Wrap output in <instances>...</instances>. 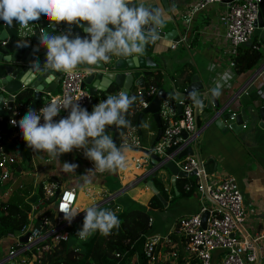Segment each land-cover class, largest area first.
I'll return each instance as SVG.
<instances>
[{
	"label": "crops",
	"instance_id": "crops-1",
	"mask_svg": "<svg viewBox=\"0 0 264 264\" xmlns=\"http://www.w3.org/2000/svg\"><path fill=\"white\" fill-rule=\"evenodd\" d=\"M154 1L157 7H161L159 0ZM196 3L197 0H170L171 12L168 14L170 19L164 30L174 29V25L177 24L179 34L172 41L159 39L156 44L150 47L149 53L153 54L154 60L159 64L154 73L161 72L160 88H163L168 94V99L163 104L168 105V109L171 110V114L175 118H179L176 104L184 99L191 101L186 88L191 84L193 75L198 74L200 81L209 90L214 87L215 80L227 72L230 79L218 99L222 102L234 99L231 105L232 111L238 114L245 108L247 115L253 119L251 125L245 123L243 129L237 133L232 131L222 133L216 127L204 130L202 116L198 115L196 120V133L199 134L196 138L197 145L192 144L196 153L190 156L197 159L200 164V169L204 174L200 181L203 184L214 181L216 178L219 180L233 178L242 195L245 208L256 210L257 213L248 215L244 223L234 233L236 238L241 239L243 236L264 232V128L257 126L260 121L258 109L262 107L263 102L258 90L264 93V51L254 67L236 73L234 69L235 57L244 47L251 48V44L241 46L238 49V54L235 57H230L224 51L226 46L222 20L224 6L220 3H213L198 10ZM232 58H234V66L230 65ZM213 65L215 67L210 71L209 67ZM59 88L60 84L58 83L55 92ZM138 90L135 87V94L138 95L135 102L137 106L133 104L132 109L128 111L132 117L134 116V124L125 130L118 141V146L126 142L132 149L126 154L124 170L114 173L95 172L92 174V183L83 187L81 175L86 174L90 169L94 170V163L85 157L83 149L81 152L74 149L76 152L73 150L71 153L63 154L59 159H52L47 153H36L29 148L22 133L15 137L10 133L7 141L10 143L11 150L15 147H18L19 150L16 151L17 157L16 154L10 153L15 156L16 163L14 165L7 163L10 170L9 179L0 181V203L7 201L19 202L18 204L31 203L29 200L32 196H36L34 201L36 202L39 199L37 195L39 184L44 186L43 190H52L57 186L61 190L60 188L65 185V187L75 188L76 192L79 189V192H85L88 196V199L82 201L77 192L75 208L81 213L72 223L85 216L82 214L88 207L96 206L102 202L115 205L116 211L141 210L149 216V229L143 234V246L145 240L156 242L157 259L154 263L148 261L149 264H178V259L183 258V240L181 241L176 233L175 225L180 217L195 214L202 205L208 204L209 200L205 196L199 195L196 189L190 194L185 193L190 188V178L192 181L199 182L196 176L176 178L174 185L171 182V174L166 171H163L162 175L159 173L155 175L158 178L157 185L153 181V176L152 182L165 204L143 182L144 179L148 181L151 175L149 174L150 167L144 165L148 159L140 150L153 148L152 143L157 128L150 115L144 117L143 123L140 125V132L135 127L137 114L134 112L140 111L139 104L145 100L143 99L145 97L139 95ZM28 92L32 95V91ZM175 93H179L181 99L172 98ZM199 93L205 94L204 91ZM101 97H103L101 94L96 96L88 108L90 112L93 111L94 106L101 102ZM14 109L15 102L12 111ZM193 109L195 117V106ZM9 129L5 131L6 136ZM119 131L120 128L118 133ZM107 133L116 142L118 133L115 137L112 130ZM136 158L140 160V168L136 167L133 161ZM65 162L78 165L76 172L65 173L63 171ZM179 163L176 161L177 165ZM51 178L54 179L51 180ZM58 193L54 200L57 199ZM43 194L45 196V191ZM153 196L162 203V207L152 200ZM43 199L45 201L46 196ZM32 206H30L29 225L40 226V218L45 208L34 210V205ZM154 216L159 221L155 222ZM164 230L165 233H163ZM49 236L52 238L51 235ZM45 241L50 243L51 239L47 238ZM15 244V236L8 234L0 238V264H20L21 259L30 258V250L21 251L15 257L9 258L10 251ZM258 247L260 261L254 264H264V238L258 243ZM218 256V252L213 253L211 264L215 263ZM128 264H140L138 254L135 253L131 256ZM181 264L199 263L184 260Z\"/></svg>",
	"mask_w": 264,
	"mask_h": 264
},
{
	"label": "clouds",
	"instance_id": "clouds-1",
	"mask_svg": "<svg viewBox=\"0 0 264 264\" xmlns=\"http://www.w3.org/2000/svg\"><path fill=\"white\" fill-rule=\"evenodd\" d=\"M168 11L162 7L146 6V0H0V20L7 25H12L15 20L19 26L30 29L43 16L54 24H78L87 33L84 38L77 35L70 39V33L51 35L41 32L40 45L47 50L46 61L43 65L38 60L32 63L29 71L34 75L45 72L71 73L81 65L89 66L88 70L91 71L94 70L91 66L108 64L114 56L139 59L145 54L148 45H154L160 39L159 30L170 19ZM82 22H86L87 27ZM214 67L210 66L209 70ZM229 79V73L221 74L215 80L214 87L209 89L210 96L219 98ZM172 98L181 99L179 93L173 94ZM189 98L197 109L202 107L203 101L198 90L191 91ZM136 99L121 91L98 103L89 113L71 98H53L39 112L29 109L18 126L29 148L36 153H47L52 159H59L74 149H83L85 157L94 163V170L90 169L81 175L82 186L87 187L92 183V174L95 172L114 173L125 169L126 154L132 150L131 146L126 142L117 146L106 133V128L113 125L117 128H130L131 122L126 119V114ZM69 109L68 117L54 121L61 110ZM16 123L13 121L14 125ZM77 167L76 164L63 163L65 173L76 172ZM56 201L51 203L52 210ZM38 209H41V205ZM79 213L76 208L63 211L67 226ZM84 213L82 229L77 232L80 240H87L96 232L104 236L111 235L112 230L120 226L116 212L110 209L91 206ZM54 216L53 210L52 217L49 216L52 221Z\"/></svg>",
	"mask_w": 264,
	"mask_h": 264
},
{
	"label": "built area",
	"instance_id": "built-area-1",
	"mask_svg": "<svg viewBox=\"0 0 264 264\" xmlns=\"http://www.w3.org/2000/svg\"><path fill=\"white\" fill-rule=\"evenodd\" d=\"M213 3H220L224 6L222 16L224 25V40L226 46L224 51L230 57L238 54V49L247 44H251L253 49H262L264 51V25L260 28V33L255 36L258 27V14L260 5L264 4V0H197L196 8L198 10L207 7ZM174 45V44H173ZM230 65L234 66V58L230 61ZM62 73L60 88L57 92L46 93L37 103L35 111L39 112L45 104L49 103L53 98H71L74 103H78L82 108L85 107L90 95L87 88H82L81 83L86 75L90 73L88 68L78 67L71 73ZM156 93L153 87L146 90V100H142L139 104L140 109L147 106L148 101ZM262 105L264 106V93L258 90ZM182 107L181 117L175 118L168 109L167 104H163L160 108V116L162 119V134L159 141L152 148L153 152L163 157L169 154L165 150L169 147L182 148L191 142L192 135L196 132V123L194 119V105L192 101L184 99L178 102ZM69 110H61L54 121L68 117ZM24 111L21 107L15 108L9 117H0V126H4L13 135V137L21 134L19 129V121L23 118ZM13 121L17 123L14 125ZM44 123L41 117V124ZM5 129V131H6ZM4 132H0V181L6 180L9 176L7 163L15 160V156L3 150ZM184 131L188 134L187 138L181 136ZM159 148V150H157ZM79 152L82 149L78 150ZM136 167L140 168V160H133ZM181 161V160H180ZM178 161V163L180 162ZM179 168L186 173L195 170V176L199 182L196 186V192L201 196H205L209 203L202 205L199 210L190 216H183L178 219V227L176 233L182 234L183 253L185 261L194 260L199 264H211L212 255L218 252L219 256L214 264H254L260 261L258 243L264 238V232L243 236L238 239L234 233L239 226L244 223L248 215L256 214L255 209H247L243 204V199L233 178L214 179L207 184L200 181L204 177L200 164L194 157L187 156L179 164ZM55 189V188H54ZM54 189L45 191V196L51 197ZM77 194L73 187L63 188L57 201L53 207L54 221L45 215L41 218V224L38 227L23 226L20 230L10 236H15L16 244L10 251L9 258L15 257L19 252L30 250L31 256L27 259H21L20 264H45V255L54 249L61 241L68 238L66 227L68 222L64 219L63 211L65 209L75 208ZM39 202L34 205L36 210ZM33 209V206H32ZM208 212L205 226L202 227V215ZM29 233L27 241L23 244L18 241L19 236ZM51 235L52 238L49 236ZM51 238V242H46L47 238ZM156 242L153 240H145L143 252L145 258L149 262H155L157 255L155 252Z\"/></svg>",
	"mask_w": 264,
	"mask_h": 264
},
{
	"label": "water",
	"instance_id": "water-1",
	"mask_svg": "<svg viewBox=\"0 0 264 264\" xmlns=\"http://www.w3.org/2000/svg\"><path fill=\"white\" fill-rule=\"evenodd\" d=\"M161 7L166 11L171 9L169 3L170 0H159ZM232 0H226L230 2ZM135 2V0H133ZM151 5L157 7L154 0H146V6ZM171 11H168V14ZM169 21V20H168ZM84 26L87 27L86 22ZM168 23V22H167ZM167 25V24H166ZM165 25V27H166ZM257 29L255 36L260 33V28L264 25V4L260 5ZM175 28L169 31H165L164 28L159 30L160 39L172 41L177 32V24ZM109 27H113L109 25ZM47 32L51 35L70 33V39L75 36L84 38L87 33L84 32L83 28L78 24L69 25L67 22H61L54 24L43 16L41 19L30 26V29H25L14 20L12 25H7L5 22L0 20V117H8L12 112V106L18 95H23L28 91H32V100L25 112L29 109L35 110L37 103L41 98L48 92H55L58 83L62 79V73L57 72L54 74L50 73H38L33 74L30 72L32 63L36 60L43 65L46 61V48L40 45V33ZM152 44L148 45L146 52L139 59L112 57L111 62L108 64H99L98 66H91L94 70H91L86 75L81 83L82 88H87L89 92V99L84 108L88 110L96 96L101 94L103 97L108 98L109 96L118 94L121 91L126 92L129 96L138 98L135 94V87H137L139 95L145 97L146 86L145 78L150 77L155 70L158 69V62L154 60L153 54L149 53ZM80 68H89V66L81 65ZM193 90L204 91L205 94L199 93L200 98L203 101L202 107L197 109L195 107V122L197 116H202L203 128L206 130L210 127H216L220 132L232 131L234 133L239 132L243 129L245 123L251 125L252 118L249 117L245 111V108L240 113L235 114L231 105L234 99H228L225 102L220 101L218 98H212L206 85L200 81L198 74L191 77V84L186 88V92L189 93ZM168 94L163 88H159L153 97L148 101L147 106L140 109L136 113V124L135 127L140 132V125L145 116L150 115L155 122L157 132L155 139L152 143L154 146L162 134V119L160 116V108L162 104L168 99ZM146 98V97H145ZM147 99V98H146ZM137 101V99H136ZM134 105H136L134 103ZM137 106V105H136ZM177 106V116L181 117L182 107L179 103ZM133 107V106H132ZM132 107L130 109H132ZM24 114V116H25ZM260 121L257 126L264 128V106L258 109ZM247 115V116H246ZM23 116V117H24ZM242 127V128H240ZM4 126H0V131H5ZM112 130L114 137L117 135L119 128L116 126H110L106 129V133ZM203 130V131H204ZM197 134L196 132L192 135L191 144L190 142L181 150L180 147H169L165 153L169 154L168 157H162L155 152L146 149H141V153L147 157V162L144 164L150 167L149 174L151 178L147 181L144 179V183L157 195V197L164 202L161 195L155 188L152 178L156 174L162 175L163 171L171 174V182L174 185L176 178L180 177H193L195 171L186 173L180 170L177 166L176 161H180L182 158L187 156H193L195 148L192 146L197 145ZM183 138H187L188 134L184 131L181 132ZM176 191V190H175ZM36 200V196L30 198V202L33 203ZM104 204L110 205L109 202H102L96 206ZM165 204V202H164ZM82 215H86L83 213ZM208 212H204L202 215V227L205 226ZM29 233L19 237V241L25 243L27 241Z\"/></svg>",
	"mask_w": 264,
	"mask_h": 264
},
{
	"label": "trees",
	"instance_id": "trees-1",
	"mask_svg": "<svg viewBox=\"0 0 264 264\" xmlns=\"http://www.w3.org/2000/svg\"><path fill=\"white\" fill-rule=\"evenodd\" d=\"M261 56L262 55L258 49L246 47L241 49L239 54L235 57L234 69L236 73H241L254 67L260 60ZM161 80V72L156 71L152 77L145 78V88L149 89L150 87H154L159 89L161 86ZM100 99L103 101L107 98L101 97ZM31 100L32 95L30 92L18 95L15 100V108L21 107L25 113ZM88 111L91 113L90 109ZM126 119L131 122V125L134 124V116L132 117L129 112L126 114ZM126 129L127 128H120L115 142L117 146L120 136ZM2 147L5 152L10 153L11 146L8 148L4 142ZM12 150L14 152L18 151L14 148ZM17 156L18 153L16 154V157ZM15 163L16 160L10 164L14 165ZM8 179L9 176L6 180ZM52 179L54 178H51V180ZM190 179L191 185L189 190L185 192L186 194H190L196 189L197 182L195 180L192 181V178ZM153 181L157 185L158 178L154 176ZM43 188L44 186L39 184L37 187L39 194L37 195L39 201H42L45 205V211L43 214L52 217L53 210L50 205L53 203L57 193L60 192L59 186L54 189V195L48 199L46 198L45 201L43 199L45 197L43 194ZM152 200L155 201L158 206L162 207V203L159 202L155 196H153ZM18 203L19 202L13 201L0 203V238L21 229L29 223L30 205L28 203ZM100 208L110 209L116 212L120 220L119 228L113 229L111 235L108 236L96 232L87 240H80L77 238V232L82 229L85 216L80 217L78 220L67 226V240L60 242L53 250L46 253L45 264H128L131 256L135 253L138 254L140 258V264H149L142 252L144 241L143 234L149 229V216L141 210H130L128 212L116 211L115 205H103ZM182 257L183 258L178 259V264H181L184 261V253H182Z\"/></svg>",
	"mask_w": 264,
	"mask_h": 264
},
{
	"label": "rangeland",
	"instance_id": "rangeland-1",
	"mask_svg": "<svg viewBox=\"0 0 264 264\" xmlns=\"http://www.w3.org/2000/svg\"><path fill=\"white\" fill-rule=\"evenodd\" d=\"M259 52L261 53V55L263 54V51H262V49L260 48L259 49ZM154 124H155V122L154 121H152ZM143 123V122H142ZM10 134V131H8L7 132V136H6V134H4V141H5V144L7 145V147L8 148H10V143H8V141H7V137H8V135ZM8 143V144H7ZM15 150H19V148L18 147H15L14 148ZM11 151H13V150H11ZM10 151V153H12V154H17L16 152H11ZM74 152H76L75 150H74ZM68 176L70 177V175L68 174ZM63 187H65V185H63L60 189H62ZM82 190V189H81ZM80 190V191H81ZM84 191V190H83ZM77 192H78V194H79V196H80V199L82 200V201H85V199H88V196H87V194L85 193V192H79V189L77 190ZM37 193L39 194V192H38V190H37ZM38 201H39V199H38ZM33 202V203H28L30 206H32L33 204H37V203H39V202ZM41 202V201H40ZM108 205V204H107ZM45 205H44V203L41 205V209H43V208H45L44 207ZM155 217V216H154ZM157 221H159L156 217H155V222H157ZM162 224V223H161ZM164 224V223H163ZM178 227V221H177V223H176V225H175V231H176V228ZM166 231L164 230V232L163 233H165ZM178 235H179V237H180V239H181V241L183 240V236H182V234H179V233H177ZM153 264V263H152Z\"/></svg>",
	"mask_w": 264,
	"mask_h": 264
}]
</instances>
